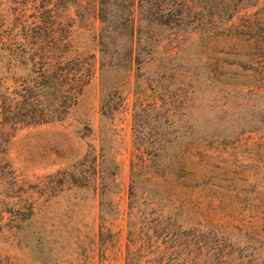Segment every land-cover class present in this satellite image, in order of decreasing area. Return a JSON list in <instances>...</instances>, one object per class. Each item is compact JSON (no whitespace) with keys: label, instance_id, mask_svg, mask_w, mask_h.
<instances>
[{"label":"rangeland","instance_id":"374dc122","mask_svg":"<svg viewBox=\"0 0 264 264\" xmlns=\"http://www.w3.org/2000/svg\"><path fill=\"white\" fill-rule=\"evenodd\" d=\"M88 1L74 38L94 51L90 32L99 23ZM220 27L212 35L175 32L177 49H155L159 60L177 51L150 70L167 72L164 84L174 85L168 101L176 136L167 143L169 129L157 122L156 140L147 137L139 146L208 151L212 191L198 178L186 210L220 236L228 261L264 264V0L239 4ZM91 62L88 82L62 119L13 131L0 126V264H123L133 74L104 69L99 75L96 57ZM99 145L119 167L120 188L119 215L102 240L96 198L84 179L85 152L95 154Z\"/></svg>","mask_w":264,"mask_h":264},{"label":"trees","instance_id":"16d2710c","mask_svg":"<svg viewBox=\"0 0 264 264\" xmlns=\"http://www.w3.org/2000/svg\"><path fill=\"white\" fill-rule=\"evenodd\" d=\"M253 2L93 0L99 25L90 32L94 51H87L74 38L73 26L83 20L88 0H0V126L6 130L62 119L88 82L95 57L99 75L104 69L133 74L123 264H242L228 261L220 236L186 210L194 204L198 178L212 191V155L199 147L139 144L156 140L157 122L169 129L167 143L176 136L168 101L174 85L164 84L167 72L150 73L153 65L177 55L175 32L212 35L236 14L239 4ZM164 44L174 49L156 59L155 49ZM149 121L153 125L148 128ZM106 157L100 145L95 154L85 152L84 179L96 198L98 240L106 238L119 215V167Z\"/></svg>","mask_w":264,"mask_h":264}]
</instances>
